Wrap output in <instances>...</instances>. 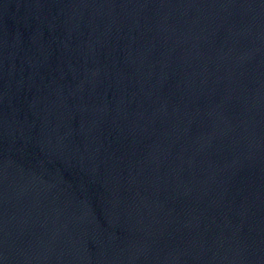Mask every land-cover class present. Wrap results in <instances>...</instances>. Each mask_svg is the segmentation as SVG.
<instances>
[{"label":"water","instance_id":"95a60500","mask_svg":"<svg viewBox=\"0 0 264 264\" xmlns=\"http://www.w3.org/2000/svg\"><path fill=\"white\" fill-rule=\"evenodd\" d=\"M0 264H264V0H0Z\"/></svg>","mask_w":264,"mask_h":264}]
</instances>
